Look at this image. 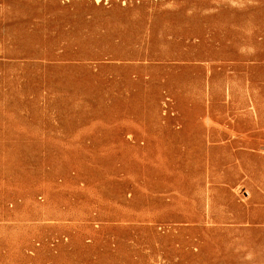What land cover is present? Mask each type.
Returning <instances> with one entry per match:
<instances>
[{
  "label": "rangeland",
  "instance_id": "obj_1",
  "mask_svg": "<svg viewBox=\"0 0 264 264\" xmlns=\"http://www.w3.org/2000/svg\"><path fill=\"white\" fill-rule=\"evenodd\" d=\"M0 264H264V0H0Z\"/></svg>",
  "mask_w": 264,
  "mask_h": 264
}]
</instances>
